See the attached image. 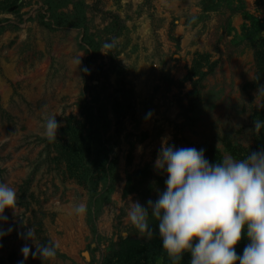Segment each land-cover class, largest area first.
Here are the masks:
<instances>
[{
	"label": "rangeland",
	"instance_id": "rangeland-1",
	"mask_svg": "<svg viewBox=\"0 0 264 264\" xmlns=\"http://www.w3.org/2000/svg\"><path fill=\"white\" fill-rule=\"evenodd\" d=\"M263 51L264 0H0V181L19 196L0 224V264L49 240L60 247L45 264L169 263L128 207L166 190L154 168L162 140L203 149L211 163L264 148V128L251 130L264 120ZM45 111L61 124L54 143L42 136ZM107 155L116 164L105 179ZM80 201L87 214L69 215ZM24 264L44 262L30 254Z\"/></svg>",
	"mask_w": 264,
	"mask_h": 264
},
{
	"label": "clouds",
	"instance_id": "clouds-1",
	"mask_svg": "<svg viewBox=\"0 0 264 264\" xmlns=\"http://www.w3.org/2000/svg\"><path fill=\"white\" fill-rule=\"evenodd\" d=\"M195 22V17L189 21ZM117 43L113 38L103 48L111 50ZM76 63L78 67L79 57ZM256 96H264V85H258ZM56 116L42 113V136L49 143L57 141L61 127ZM262 128L264 120L253 121V132L259 134ZM154 168L166 173V190L146 205L132 201L126 218L142 237L151 239L158 233L171 264H181L185 254L190 255L189 264H264V148L239 159L224 155L211 163L203 149L177 148L165 139ZM18 208L16 188L0 181V224L8 221L5 209L17 215ZM87 212V204L80 201L69 206L68 214L81 217ZM150 218L156 221V230L150 226ZM5 234L0 227V237ZM244 237L249 243L240 255L236 246ZM23 238L35 244L33 229L29 228ZM59 247L57 241L49 240L35 244V252L25 244L21 252L24 260L31 254L45 264L55 259Z\"/></svg>",
	"mask_w": 264,
	"mask_h": 264
},
{
	"label": "trees",
	"instance_id": "trees-1",
	"mask_svg": "<svg viewBox=\"0 0 264 264\" xmlns=\"http://www.w3.org/2000/svg\"><path fill=\"white\" fill-rule=\"evenodd\" d=\"M64 22H58V26H62ZM258 61L259 62H262L264 63V51L259 54V57H258ZM92 111V110H91ZM95 118V116H92L90 115L88 119H90V124L91 125H94L93 124V119ZM84 147H81L79 148L78 152L75 153V158H80L81 162L80 164L82 165L84 160H86L87 156H88V146L87 145H83ZM115 164H116V159H113L111 160L110 162H108V155L105 157V159L103 160V162H101V165H100V170L102 172V174L104 175V178L107 179L108 177L110 176H113L114 175V172H115ZM84 182L86 184H98L94 183V180L93 179V176H89V173L88 172H85L84 174V178H83ZM91 189L92 190H96V187L94 188V185L91 186ZM97 195V194H96ZM190 259V255L189 254H185L184 257H183V260L181 262V264H187L188 260ZM136 264H141L140 262H136ZM148 264V263H147ZM167 264H171V262L167 263Z\"/></svg>",
	"mask_w": 264,
	"mask_h": 264
}]
</instances>
